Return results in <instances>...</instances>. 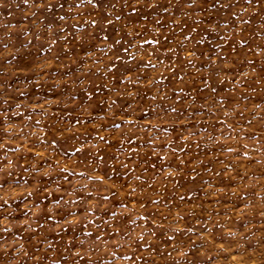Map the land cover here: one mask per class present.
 Returning a JSON list of instances; mask_svg holds the SVG:
<instances>
[{"label": "rangeland", "instance_id": "374dc122", "mask_svg": "<svg viewBox=\"0 0 264 264\" xmlns=\"http://www.w3.org/2000/svg\"><path fill=\"white\" fill-rule=\"evenodd\" d=\"M0 264H264V0H0Z\"/></svg>", "mask_w": 264, "mask_h": 264}]
</instances>
